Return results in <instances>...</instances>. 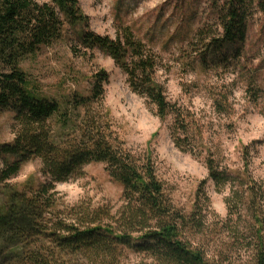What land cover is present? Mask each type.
Wrapping results in <instances>:
<instances>
[{
  "label": "trees",
  "instance_id": "1",
  "mask_svg": "<svg viewBox=\"0 0 264 264\" xmlns=\"http://www.w3.org/2000/svg\"><path fill=\"white\" fill-rule=\"evenodd\" d=\"M252 10L264 16V0L222 3L221 33L199 52L201 67L209 54L243 43ZM69 28L85 51L112 59L131 91L154 105L160 121L171 118L170 138L179 151L203 149L195 118L167 100L155 80L156 55L130 30L115 40L91 32L78 0H0V115L13 113V139L0 144V264H135L132 256L142 257L138 264L235 259L264 264V182L249 172V147L242 149L243 163L234 170L221 167L208 152V178L198 185L191 206L180 208L159 179L151 152L132 151L112 130L103 105L105 72L92 76L87 94L73 91L51 99L38 93L22 64ZM214 107L226 111L227 96L214 100ZM33 160L39 162L37 174L12 184ZM93 163L104 165L121 187L115 210L59 201L56 184L80 178ZM208 180L216 191L228 188L224 218L210 210Z\"/></svg>",
  "mask_w": 264,
  "mask_h": 264
},
{
  "label": "rangeland",
  "instance_id": "2",
  "mask_svg": "<svg viewBox=\"0 0 264 264\" xmlns=\"http://www.w3.org/2000/svg\"><path fill=\"white\" fill-rule=\"evenodd\" d=\"M78 1L91 32L115 40L128 29L151 49L157 57L156 82L171 104L193 115L201 128L203 149L193 154L179 151L170 138L171 118L160 121L154 105L131 91L112 59L98 50L85 51L70 28L22 64L40 95L58 99L73 91L87 94L92 76L105 72L103 105L112 130L132 151L151 152L157 175L177 207L189 208L198 185L208 178L204 164L208 152L221 167L234 170L243 163L242 149L249 147V172L264 182V16L260 12L250 13L243 43L209 54L201 67L199 52L220 36L219 10L225 0ZM220 95L227 96L223 113L214 107ZM12 116L11 112L0 115V144L13 139ZM38 169L37 160L27 162L11 183L22 184ZM204 189L210 210L224 218L228 188L216 191L208 180ZM55 191L64 206L106 205L115 210L120 204L121 187L102 164L86 166L80 178L56 184ZM132 260L138 264L142 257ZM242 263L235 259L224 264Z\"/></svg>",
  "mask_w": 264,
  "mask_h": 264
}]
</instances>
